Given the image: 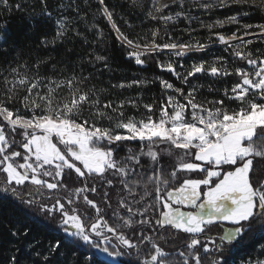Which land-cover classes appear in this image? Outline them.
<instances>
[{"label": "snow or ice", "instance_id": "snow-or-ice-1", "mask_svg": "<svg viewBox=\"0 0 264 264\" xmlns=\"http://www.w3.org/2000/svg\"><path fill=\"white\" fill-rule=\"evenodd\" d=\"M188 3L0 0V16L22 13L33 29L35 20L54 28L34 54L9 19L0 23V243L10 253L0 264H264V174H254L264 161V0H191L203 10L242 9L208 23ZM125 5L139 25L118 16ZM253 14L261 19L241 22ZM181 18L187 41L169 31ZM196 20L199 29L191 27ZM81 23L96 34L85 56L67 62L41 54L77 38L88 46ZM225 25L235 31L218 30ZM200 29L209 33L204 43L193 36ZM113 38L125 60L154 63L161 75L110 87L158 84L151 102L108 98L97 86L113 69L96 48ZM213 43L226 55L185 68L190 53ZM198 74L237 82L209 85L220 98H202L204 85L191 82ZM128 108L144 111L137 118ZM241 247L248 250L237 258Z\"/></svg>", "mask_w": 264, "mask_h": 264}, {"label": "trees", "instance_id": "trees-1", "mask_svg": "<svg viewBox=\"0 0 264 264\" xmlns=\"http://www.w3.org/2000/svg\"><path fill=\"white\" fill-rule=\"evenodd\" d=\"M35 0H27L28 4L34 3ZM57 2V0H49L50 7ZM81 3H83V0H80ZM108 2L111 3H119L120 0H108ZM130 3V0H128ZM98 7L97 5L93 4V9ZM185 8L192 16L199 17L202 19L205 23L214 21L216 19H224V17L233 15L238 11H242V9H238L236 6L231 7H225V8H213L211 10H203L199 7H194L191 4V0H189V3L185 5ZM38 10V8H37ZM178 10V8L174 7L172 9L173 12ZM246 10V9H244ZM29 12H31V8H29ZM121 12H124L126 18H128L133 25H139V19L136 15L129 16L127 14V5H125L124 8H118L117 13L118 16ZM9 19L8 28L11 31V33L18 39V41L23 44L24 46H27L29 44L33 45V53L35 54V46L38 42V39L43 33H52L54 31L53 25L51 22H44L43 20H35L33 21L35 23V28L29 27L30 21L28 19L24 18V14L22 13H16L12 15L10 18L5 16H0V23H3L4 19ZM142 19V17L140 18ZM261 19L259 14H253L248 18H243L242 23H255ZM88 22L92 23V15H89ZM96 23L102 27L107 35L109 32L108 25L106 22L99 17H97ZM120 25L124 27L123 20H118ZM155 25L149 24L145 22L144 27H154ZM78 27L80 28V31L84 33L88 40L89 45L84 46V42L81 39H76L74 43H67L64 45L58 46L54 51L49 49L48 51L41 50L42 55H48L51 53L55 57L56 61L61 60L62 57H67V62H75L80 57L85 56V54L89 51V48L91 47V41L95 39L96 34L89 33L83 23L79 24ZM188 27L187 21L184 19H179L175 23H170L169 25V31L173 32V34L176 37H182L183 40L187 41L189 40V36L187 33L183 32L182 30L184 28ZM191 27L193 29H199V20L193 21L191 24ZM236 25H225L223 29H218L219 31L224 32L226 35H230L232 31H235ZM136 31H140L139 27H136ZM209 33L206 29H200L199 31H196L193 33V36L198 38L200 42L204 43L206 42V38L208 37ZM51 38V36H49ZM255 47H260V45H256ZM67 48H72V51L70 53L66 52ZM106 49V50H105ZM97 52H100L101 54L107 55L111 58V66L113 71L111 73L109 72H102L100 73V78L98 81H95L97 83L98 87H102L105 89H108V98L118 97L120 99H124L127 97H136L137 95L143 96V102L148 103L151 102V98L153 96H156L160 92L159 85L150 86L147 88H144L143 90L138 88H130V89H112L110 85L117 84L121 80H131V79H139L147 77L149 80H151L156 75H161L160 70L155 67L154 63H149L144 67L136 66L134 62H129L124 59V56L122 54L121 49L116 45L114 42V38L110 39L106 45H100L96 48ZM214 55H226L223 51V47L218 45V43H213L209 48H207L203 52H192L190 53L184 60V65L188 66L193 61H199V60H209L210 57ZM163 58V57H161ZM89 71H91V68H88ZM69 71H71V67H69ZM178 71H181V69L178 68ZM166 79H171L174 83L179 86V81L175 80L170 74L163 73ZM192 84H201L204 85L203 90L200 93L201 97H207L208 99L213 98H220V96L215 92H209L208 88L209 85L213 89H219L223 90L225 87L230 88L233 83L237 82V79L233 76H229L227 78H212L206 74H198L194 79L191 80ZM144 110L141 108L140 112H136V110L132 108L127 109L128 115H136L137 118H139L140 114ZM131 146H137L135 144ZM254 174H264V161L257 160ZM79 186V185H73V187ZM9 247L7 244L0 243V261L3 260V258L6 255H9L10 253L5 252V249ZM247 248L241 247L237 252L236 256L237 258L240 256L245 255L247 252ZM122 260L124 258H121Z\"/></svg>", "mask_w": 264, "mask_h": 264}, {"label": "rangeland", "instance_id": "rangeland-1", "mask_svg": "<svg viewBox=\"0 0 264 264\" xmlns=\"http://www.w3.org/2000/svg\"><path fill=\"white\" fill-rule=\"evenodd\" d=\"M219 45V44H218ZM214 56V54H212V56L210 57V59L209 60H211V58ZM191 65V64H190ZM190 65H188V66H186L185 65V68H188ZM181 71H184V69H181ZM203 98V97H202Z\"/></svg>", "mask_w": 264, "mask_h": 264}]
</instances>
